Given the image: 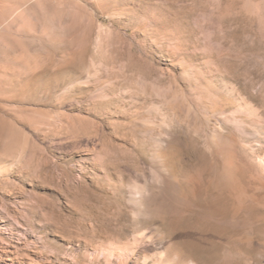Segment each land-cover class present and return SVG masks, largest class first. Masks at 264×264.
<instances>
[{"label":"rangeland","instance_id":"1","mask_svg":"<svg viewBox=\"0 0 264 264\" xmlns=\"http://www.w3.org/2000/svg\"><path fill=\"white\" fill-rule=\"evenodd\" d=\"M0 264H264V0H0Z\"/></svg>","mask_w":264,"mask_h":264}]
</instances>
